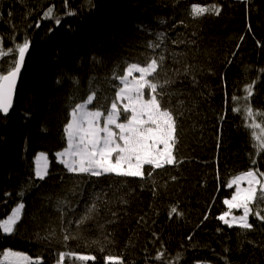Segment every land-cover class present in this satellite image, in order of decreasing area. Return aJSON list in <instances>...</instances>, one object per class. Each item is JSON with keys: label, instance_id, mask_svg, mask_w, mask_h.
Here are the masks:
<instances>
[{"label": "trees", "instance_id": "trees-1", "mask_svg": "<svg viewBox=\"0 0 264 264\" xmlns=\"http://www.w3.org/2000/svg\"><path fill=\"white\" fill-rule=\"evenodd\" d=\"M26 47L15 105L0 113V257L264 264V191L230 207L233 179L264 180V0H0V82ZM131 67L171 118L174 163L153 156L136 175L71 169L59 154L74 113L117 106L126 118ZM245 208L246 225L226 223Z\"/></svg>", "mask_w": 264, "mask_h": 264}, {"label": "rangeland", "instance_id": "rangeland-1", "mask_svg": "<svg viewBox=\"0 0 264 264\" xmlns=\"http://www.w3.org/2000/svg\"><path fill=\"white\" fill-rule=\"evenodd\" d=\"M144 77V70L131 67L122 80L119 104L126 118H122L117 106L104 117L88 109L87 104L81 105L74 113L68 127L69 148L59 154L71 169L80 171L88 168L90 172L96 173L103 170L120 175H136L142 171L143 166L154 162L153 156L160 159V162L153 163L156 166L174 163L171 157V118L161 112L152 92L146 95L145 89L149 84ZM161 142L163 147H160ZM47 171L48 159L45 154H40L36 160V175L44 178ZM232 186L236 194L229 203L232 209L238 210L264 191V180L255 172L245 173L233 179ZM21 211L22 208H17L3 221L4 233H12ZM224 220L230 225H246L248 211L245 208L244 211L228 215ZM1 255L0 264L37 262L26 254L12 251Z\"/></svg>", "mask_w": 264, "mask_h": 264}, {"label": "water", "instance_id": "water-1", "mask_svg": "<svg viewBox=\"0 0 264 264\" xmlns=\"http://www.w3.org/2000/svg\"><path fill=\"white\" fill-rule=\"evenodd\" d=\"M30 50V47H26L21 51L14 70L5 75L0 82V113L4 116H8L15 105L17 91Z\"/></svg>", "mask_w": 264, "mask_h": 264}]
</instances>
